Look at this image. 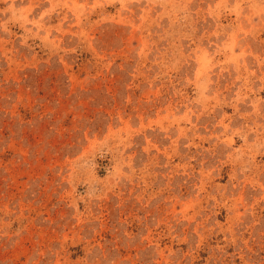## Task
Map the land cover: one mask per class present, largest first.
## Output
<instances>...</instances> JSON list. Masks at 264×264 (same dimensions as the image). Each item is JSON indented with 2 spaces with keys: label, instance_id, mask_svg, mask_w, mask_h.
<instances>
[{
  "label": "rangeland",
  "instance_id": "1",
  "mask_svg": "<svg viewBox=\"0 0 264 264\" xmlns=\"http://www.w3.org/2000/svg\"><path fill=\"white\" fill-rule=\"evenodd\" d=\"M0 264H264V0H0Z\"/></svg>",
  "mask_w": 264,
  "mask_h": 264
}]
</instances>
